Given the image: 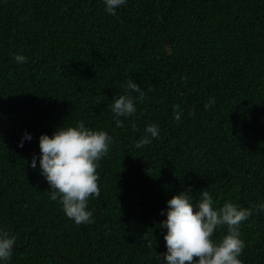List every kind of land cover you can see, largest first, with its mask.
I'll return each instance as SVG.
<instances>
[{"label": "trees", "instance_id": "16d2710c", "mask_svg": "<svg viewBox=\"0 0 264 264\" xmlns=\"http://www.w3.org/2000/svg\"><path fill=\"white\" fill-rule=\"evenodd\" d=\"M130 80L142 99L126 90ZM126 94L137 111L117 126L110 106ZM80 121L113 143L96 169L100 194L88 200L93 222L77 225L30 164L42 133ZM149 124L159 137L136 149ZM25 130L32 139L19 147ZM185 190L194 205L206 191L214 208L264 201V0H127L116 15L103 0H0L9 264H161V210ZM240 233L242 264H264V213L254 210Z\"/></svg>", "mask_w": 264, "mask_h": 264}, {"label": "clouds", "instance_id": "9594fccd", "mask_svg": "<svg viewBox=\"0 0 264 264\" xmlns=\"http://www.w3.org/2000/svg\"><path fill=\"white\" fill-rule=\"evenodd\" d=\"M126 3L127 0H103L104 10L110 15H116ZM13 57L18 64L27 63L28 58L23 54H13ZM125 87L129 93H137L139 99L144 97L137 83L130 80ZM135 99L127 94L113 98L110 107L117 126L122 124L120 117L136 113ZM214 103L215 100L210 98L205 109ZM174 119L181 120L179 111L175 112ZM159 134L157 124L147 125L145 135L135 141L134 147L142 149L150 145ZM31 139L32 134L25 130L18 146L23 147L25 140ZM112 143L113 137L107 131L86 127L83 121L74 126L63 124L51 135L42 133L39 137L40 151L33 154L30 166L33 169L39 167L49 185L50 199L59 201L65 215L77 225L93 222L88 200L90 196L100 194L96 169L99 161L108 155ZM189 191L173 195L167 200L166 209L161 210V215L166 217L159 224L166 229V252L158 254L157 259L161 264H242L240 256L245 243L240 238L241 223L254 210L264 213V201L248 208L229 201L214 208L213 200L206 191L200 193L195 205ZM223 226H227V233L219 241L214 240V233ZM15 244V237L0 229V264H9ZM148 246L152 247L151 242Z\"/></svg>", "mask_w": 264, "mask_h": 264}]
</instances>
